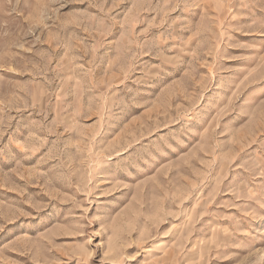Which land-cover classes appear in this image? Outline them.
<instances>
[{"label": "rangeland", "instance_id": "obj_1", "mask_svg": "<svg viewBox=\"0 0 264 264\" xmlns=\"http://www.w3.org/2000/svg\"><path fill=\"white\" fill-rule=\"evenodd\" d=\"M0 264H264V0H0Z\"/></svg>", "mask_w": 264, "mask_h": 264}]
</instances>
